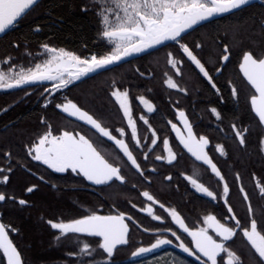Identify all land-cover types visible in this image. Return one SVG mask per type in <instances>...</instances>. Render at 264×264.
Masks as SVG:
<instances>
[{
	"label": "flooded vegetation",
	"instance_id": "flooded-vegetation-1",
	"mask_svg": "<svg viewBox=\"0 0 264 264\" xmlns=\"http://www.w3.org/2000/svg\"><path fill=\"white\" fill-rule=\"evenodd\" d=\"M249 12H254L258 21V30L255 34L256 43H234L231 37L232 29L242 19V13L247 15ZM100 39L107 47L105 54H103L106 55L111 46L107 43L106 38L102 37V30ZM182 42L194 49L198 59L204 64L212 77V83L216 85L215 88L212 87V83H209L203 74L199 73L195 65L187 61L186 57H183L185 63L177 65L181 70V74H176L177 70L167 62V54L171 52L177 59H180L183 53L179 51V45L172 41L151 52L134 56L108 68L90 73L65 88L70 95L74 84L79 82L84 84L96 75L93 80L98 82V87L101 89L99 105L94 110L87 105L77 106L87 111L113 135L128 144L129 150L141 166L143 175L136 171L135 167L131 165V162L127 160V157L112 141L100 137L99 133H96L89 126L77 123L58 112V108L53 104L55 101L54 96L57 93L52 89V82L27 84L14 89H0V98L6 100L5 106L0 109V116L6 114L13 107L24 103V91L43 89V96L37 99L34 98L35 100L31 102L36 104L44 99L49 106L48 108L59 115L61 123L54 124L51 121L53 119L48 118L46 120H49V122H44V119H42L43 123L41 125L47 129L50 125L51 130L56 131L53 132V135H60L64 131L85 134L93 140L95 146L98 147V150L109 163L120 168L121 175L124 177L123 183L115 181L109 185H95L86 180L83 175L72 172L71 169L63 173L54 172L47 165L33 160L28 155L27 149L28 159L47 170L52 181L56 180V175L66 177L64 191L75 193L76 196L77 193L81 194L79 200L77 198L72 199L71 195H69L68 200L69 204L80 212L79 218L93 213L97 215H124V222L129 226V242L127 244L129 250L125 253V257L130 262L133 258L131 253L138 248L151 247L158 238L172 240L170 245L161 246L156 251L135 258L133 264H200V260H197L195 255L189 256L179 250L178 245L181 242L194 250L192 238L179 227L165 209H174L191 231L207 227L203 221L208 215H214L221 223L234 227L235 221L227 218L232 215L227 212L228 206L232 207L233 213L242 225L248 226L250 219H253L252 216L248 217V204L243 198L244 193L240 191L243 188L246 192L248 173L246 168H243L240 164L239 158L240 155L247 156L255 153L258 159H264V145L261 144L262 135H260L259 141H255L256 144L254 139L250 142L246 137L249 131L260 130L264 132V127L252 111L250 98L255 92L242 75L239 65L245 52H251L257 58L264 57V0H254L234 12L217 15L210 20L201 22L193 29L182 34ZM196 44H200L201 47L195 48ZM224 45L229 47V60L227 62L221 59ZM44 46H41V48L43 49ZM13 48L16 49V45H13ZM46 55L48 58L47 53ZM3 56L0 54V70L6 69ZM169 78L181 90L169 88L166 83ZM233 87L237 90L236 96L232 95ZM45 89L54 90L55 95H51ZM117 89L127 91L129 94L128 102L131 107L132 118L136 122L137 138L140 140L139 147L136 145V140L131 138V128L128 125L127 118L124 117L123 111L111 94L113 90ZM139 97L148 100L153 105L154 110L148 112L146 106L140 102ZM212 108H215L220 114V119L213 115ZM243 108H246L248 115L253 116L256 124H251L247 117L244 118ZM232 110L235 111L234 114L237 117H232ZM237 110H240V113ZM179 111L185 113L197 139L204 136L209 140L205 152L217 166L224 178L223 180H220L211 171L210 166L203 164L202 161H196L180 143L177 132L172 129V124H175L177 129L185 137L187 136L185 124L178 116ZM141 116L148 121L147 124L140 119ZM233 125L242 132L245 141L243 145L240 144L239 138L235 135ZM14 126L15 124L10 128ZM116 129H123L125 135L120 136ZM1 130H3L2 127ZM153 132H155V137H153ZM153 139H156L155 145L151 143ZM165 139L169 141V147L176 154V159L172 163L167 162L168 153L163 146V140ZM251 143H254L252 147L249 146ZM22 146L20 144L17 151H12L7 147L0 148V162L4 165L2 168L6 170L11 168L12 171L14 165L17 166L18 163H22ZM217 146L223 147V155L217 151ZM145 155H147V159ZM156 156H162L165 159L157 160ZM11 171L4 174L8 175ZM31 174L43 181L39 176L42 173L38 176ZM169 176L171 177L170 180L168 179ZM189 176L197 179L198 183L203 184L216 194L217 199L213 200L205 194L197 192L190 180L185 178ZM225 183L229 187V193L226 197L227 205L223 196ZM2 184L7 185L3 182ZM50 188L52 190L56 189L54 182ZM144 191L149 192L158 203L153 204L143 197L141 193ZM25 194L30 193L26 191ZM9 200H12V198H9ZM19 200L21 199H15V202L19 204ZM161 204L164 205L163 208L160 207ZM19 205L26 207L28 203ZM148 207H152L153 214L160 216L162 219L153 220L146 211ZM128 217L132 219L129 220ZM262 217L264 218V211H262ZM145 229H148V231H145ZM53 230L59 233L58 230ZM258 230H261L264 234V220L258 224ZM172 231L177 233L180 240L171 235ZM237 231L239 233V229ZM208 234L218 242L221 239L216 236L211 228L208 229ZM68 236L77 239L88 238L78 234H69ZM225 243L226 246H230V249L237 253L242 260V264H256V261L250 258L253 251L247 245V241L242 238V235L238 234L233 240ZM221 257H223V260ZM221 257L217 258V264H226V255L222 253ZM201 259L206 260L204 257H201Z\"/></svg>",
	"mask_w": 264,
	"mask_h": 264
},
{
	"label": "snow or ice",
	"instance_id": "snow-or-ice-1",
	"mask_svg": "<svg viewBox=\"0 0 264 264\" xmlns=\"http://www.w3.org/2000/svg\"><path fill=\"white\" fill-rule=\"evenodd\" d=\"M250 2L251 0H91V3L97 6V14L103 24L102 36L106 38L107 43L111 46L108 54L99 57L92 55L89 59H82L64 49H56L45 45V53L51 54L50 57L42 62L34 63L31 67H21L17 71L14 67H11L10 60L5 61L10 66L7 69L0 70V89H14L27 84L52 82V89L59 92L90 73L118 64L134 54L149 52L168 41L178 44L179 51L183 53L180 59H177L171 52L167 54V62L177 70V75L181 74V70L177 65L185 63L183 57H186L187 61L195 65L199 73L203 74L209 83H212V77L204 64L198 59L194 49L182 42V34L193 29L201 22L210 20L217 15L241 9ZM39 3L40 0H0V34H5L8 29L31 14ZM199 47H201L200 44L195 45V48ZM221 59L224 62L229 60V47L227 45L223 46ZM239 67L248 84L255 90V94L250 98L251 108L258 117L259 123L264 125V57L257 58L251 52H245ZM166 83L169 88L178 89V85L171 78ZM212 87L215 88L216 85L212 83ZM52 89H45V91L55 95ZM111 94L123 111L124 117L127 118L128 125L131 128V138L136 140V145L139 147L140 140L137 138L136 122L132 118L128 92L117 89L113 90ZM232 95H237V90L234 87L232 88ZM139 100L146 106L148 112L154 110L153 105L144 97H139ZM45 107H47V104H45ZM55 107L66 113L68 117H74L76 120L90 125L96 133H99L100 137L112 141L123 152L136 171L143 175L141 166L129 150L128 144L113 135L87 111L82 110L71 100H67L63 104H56ZM211 112L217 119H220V114L215 108H212ZM178 116L185 124L187 132L185 137L177 129V126L172 124V129L177 132L180 143L196 161H202L203 164L210 166L211 171L220 180H223L224 178L217 166L205 152L209 140L204 136L197 139L183 111H179ZM140 119L144 120L145 124L148 123L143 116ZM233 129L235 135L239 138L240 144L243 145L245 141L242 132L236 129L235 125H233ZM116 131L119 132L120 136L125 135L123 129H116ZM153 137H155V132H153ZM151 143L155 145L156 139H153ZM261 144L264 145V139L261 140ZM163 146L168 153L167 162L172 163L176 159V154L172 152L167 139L163 140ZM217 151L221 155L224 154L222 146H217ZM28 155L33 160L47 165L54 172L63 173L71 169L72 172L83 175L86 180L95 185H109L115 181L124 182L120 168L109 163L98 150V147L95 146L93 140L80 132L64 131L60 135H53L49 125L48 131L34 145L29 146ZM145 158L147 159V155H145ZM156 159L165 158L156 156ZM10 171L11 168L6 170L0 167V174H2L0 175V182L7 183L9 177L4 173ZM185 178L190 180L197 192L203 193L213 200L217 199L216 194L203 184L198 183L197 179L191 176ZM168 179L170 180L171 177L169 176ZM257 186L259 187V185ZM33 190L34 186L27 188L29 193ZM240 191L244 193V200L248 201V194L243 188ZM228 193L229 187L225 183L223 196L226 205L228 203L226 199ZM260 193L264 194V187H260ZM141 194L153 204L158 203L149 192L144 191ZM12 198L14 199V197ZM5 199V194L0 193V202ZM18 202L21 205L27 203L23 199ZM160 207L163 208L164 205L161 204ZM146 211L153 220L162 219L160 216L153 214L152 207H148ZM165 211H168L179 227L192 238L194 250L183 242L179 243V248L189 256L195 255L196 259L200 260V264H208V262L217 264V258L221 257L222 253L227 257L226 264H242V260L237 253L232 251L230 246H226L225 243L233 240L238 234L242 235V238L247 241V245L253 251L250 258L256 261V264H264V234L261 230H258L256 219H250L249 225L244 226L236 218L232 207L228 206L227 212L232 215L227 218L235 221L234 227L221 223L214 215H208L203 221L207 227L191 231L174 209H165ZM248 211L251 216L253 209L250 203L248 204ZM128 219L131 220L132 218L128 217ZM124 221L123 214L97 215L93 213L82 218L73 219L70 222L49 221V223L51 228L59 231L60 236L57 237L58 239L69 234L100 238L96 241L95 248L89 242H79L83 245L79 249V253L82 256L93 257L88 264H111L109 258L114 255L117 247L127 245L129 242V226ZM209 228L216 233L217 237L221 238L219 242L208 234ZM237 229H239V233ZM145 231H148V229H145ZM171 235L180 240L175 231H172ZM170 244H172V240L158 238L151 247H140L133 251L131 256L134 258L140 257L159 249L161 246ZM97 249L102 250L99 261L94 256ZM0 250L7 257V264H22L20 254L9 239L3 224H0ZM69 255H73V253H69ZM201 257L206 258V260L201 259ZM221 259L223 260V257Z\"/></svg>",
	"mask_w": 264,
	"mask_h": 264
},
{
	"label": "trees",
	"instance_id": "trees-1",
	"mask_svg": "<svg viewBox=\"0 0 264 264\" xmlns=\"http://www.w3.org/2000/svg\"><path fill=\"white\" fill-rule=\"evenodd\" d=\"M241 18L238 25H234L232 29V41L255 44L257 40L255 34L258 30L256 14L242 13ZM101 27L97 6L93 5L91 0H42L31 14L21 19L0 38V54L7 56L6 59L11 61V67L17 71L21 67H31L34 63L46 59L47 55L41 48L43 45L64 49L85 59H89L92 55L101 56L107 50L100 39ZM13 45L17 48L14 49ZM12 54L14 57L11 60L9 56H13ZM9 66L7 64L5 68ZM93 79L83 81L84 84L82 82L74 84L70 95L65 88L56 92L54 106L71 100L80 107L87 105L94 110L100 103L101 89L98 87V82ZM43 92V89L24 91V103L0 116V148L7 147L17 151L20 144L23 145L22 163L14 165V170L8 174L7 185L0 182V193L6 196L4 203L0 204V223L5 228L11 229L8 235L20 254L22 264H88L93 257L82 256L79 253L82 243L75 242L77 238L73 236L58 239L60 234L49 224V221L68 222L79 218L80 212L74 209L68 200L69 195L72 199H80L81 194L77 193L76 196L75 193L64 191L66 177L56 175V180L52 181L47 170L28 159L29 146L48 131L41 125L42 119L46 122V119L52 118V123H61L59 115L48 108L44 99L36 104L31 102L35 100L34 98L43 96ZM5 103L6 100L0 98V109ZM234 113L235 111L232 110V117H237ZM242 113L244 118L249 119V123L256 124L253 116L247 114L246 108H243ZM8 124L10 125L7 126ZM13 124L15 126L10 128ZM52 132L56 131L52 130ZM260 135L264 139V132L253 130L247 132L246 137L250 142L253 139L255 142L259 141ZM253 144L249 146L252 147ZM239 162L248 173L245 190L249 197L247 204L250 203L253 209L251 216L260 224L264 220L262 217L264 194L260 193V187H264V159H258L253 153L247 156L240 155ZM2 166L4 167L0 162V167ZM31 173L37 176L42 173L39 176L43 181L35 178ZM53 182L55 190L50 188ZM32 186L34 190L26 195L27 188ZM15 199L26 200L28 205L22 207L15 202ZM97 240L99 239L88 237L81 242H89L95 248ZM127 250H129L128 245L116 249L114 255L109 258L111 264H133L125 257ZM101 253L102 250L99 249L94 253L97 261L101 259ZM0 264L6 263L1 259Z\"/></svg>",
	"mask_w": 264,
	"mask_h": 264
},
{
	"label": "water",
	"instance_id": "water-1",
	"mask_svg": "<svg viewBox=\"0 0 264 264\" xmlns=\"http://www.w3.org/2000/svg\"><path fill=\"white\" fill-rule=\"evenodd\" d=\"M40 1H42V0H40ZM252 1H254V0H251V2ZM234 12V11H233ZM197 26V25H196ZM11 29V28H10ZM10 29H8L7 31H6V33L10 30ZM191 30V29H190ZM189 31V30H188ZM5 33V34H6ZM4 34H0V38L3 36ZM169 42V41H168ZM167 43V42H166ZM165 43V44H166ZM163 45H160V46H157L156 48H154V49H151L149 52H151V51H153V50H156V49H158V48H160V47H162ZM146 53H148V52H146ZM141 54H145V53H140V54H134V55H132V56H130V57H128V58H126L125 60H128V59H130V58H132V57H134V56H137V55H141ZM125 60H123V61H125ZM123 61H121V62H123ZM115 65V64H114ZM242 75H243V73H242ZM245 78V77H244ZM246 79V78H245ZM251 86V85H250ZM252 88V87H251ZM253 89V88H252ZM254 90V89H253ZM254 92H255V90H254ZM253 111V110H252ZM58 112L61 114V115H63V116H65V117H67V118H69V119H71V120H73V121H75V122H77V123H80V124H84V125H86V126H89L90 127V125H87V124H85L84 122H82V121H79V120H76L74 117H68L67 116V114L66 113H63L60 109H58ZM254 112V111H253ZM254 114H255V112H254ZM256 115V114H255ZM258 118V117H257ZM263 127H264V125H262ZM91 128V127H90ZM3 202V201H2ZM2 202H0V203H2ZM1 224V223H0ZM9 237V236H8ZM10 239V238H9ZM13 244V243H12ZM14 246V245H13ZM121 246H123V245H120V246H118V247H121ZM15 247V246H14ZM117 247V248H118ZM179 250L180 251H182L180 248H179ZM154 251H156V250H154ZM148 254V253H147ZM144 255H146V254H144ZM6 258V264H7V257H5ZM135 258H137V257H135ZM135 258L133 257L132 258V260H131V262H133V261H135ZM22 262V261H21Z\"/></svg>",
	"mask_w": 264,
	"mask_h": 264
},
{
	"label": "rangeland",
	"instance_id": "rangeland-1",
	"mask_svg": "<svg viewBox=\"0 0 264 264\" xmlns=\"http://www.w3.org/2000/svg\"><path fill=\"white\" fill-rule=\"evenodd\" d=\"M102 28H103V24H102V27H101V30H102ZM103 37V36H102ZM104 38V37H103ZM50 47V46H49ZM43 51L45 52V50H44V48H43ZM48 54V53H47ZM13 56H9V58H11V60H12V58L14 57V54H12ZM50 57V54H48V58ZM7 56H3V60H4V64H5V66H7V63H5V61H8L7 59ZM82 59H85V58H82ZM4 202H2V203H0V204H3ZM5 230H6V232H7V234H8V231L9 230H11L9 227H6L5 228ZM9 236V235H8ZM10 238V237H9ZM84 238H78V239H76L75 240V242H81L82 240H83ZM1 259L3 260V262L4 263H6V258H5V256H4V254H3V251L2 250H0V261H1Z\"/></svg>",
	"mask_w": 264,
	"mask_h": 264
}]
</instances>
